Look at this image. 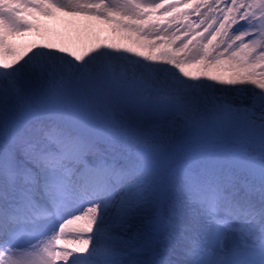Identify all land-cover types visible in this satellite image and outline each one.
<instances>
[{"label":"snow or ice","instance_id":"obj_1","mask_svg":"<svg viewBox=\"0 0 264 264\" xmlns=\"http://www.w3.org/2000/svg\"><path fill=\"white\" fill-rule=\"evenodd\" d=\"M180 5L183 57L0 55V264H264V0H0V53L57 13L160 37Z\"/></svg>","mask_w":264,"mask_h":264},{"label":"rangeland","instance_id":"obj_2","mask_svg":"<svg viewBox=\"0 0 264 264\" xmlns=\"http://www.w3.org/2000/svg\"><path fill=\"white\" fill-rule=\"evenodd\" d=\"M109 3L119 2L122 3L123 0H106ZM137 2L141 3L142 5L151 4L150 0H137ZM156 2H160L157 0ZM186 4L189 0H183ZM181 9L188 12V17L185 19L183 16L177 17V19L173 20L171 17L167 18V23L164 21H160L158 19L153 18L151 23H154L158 26V28L168 27L171 25L170 30L165 34L161 33L160 37H164L168 40V43H163L160 37L149 36L147 38L143 36H138L137 33L130 28H120L115 23L112 22H105L103 20L95 19L91 16L80 15L76 16L77 18L73 20L71 16L65 15L63 13H57L55 17H44L39 16L37 20V30H29L25 31L22 34L13 35L6 39V44H10L12 51L11 52H3L0 55L3 56V59L7 61H11L16 57L21 56L23 53L27 52V55H31L32 51H36L39 48H43L45 45H52L55 49L64 48L67 49L69 52H76L79 53L87 48L102 45L108 46L112 45L121 50L128 47L129 44L132 46L138 47L139 49H147L152 50L153 48L149 49L147 47H141V44H144L148 41H156L159 45H163L159 47V51L154 53L151 51L148 52L149 55L156 54L158 55L159 52L164 50H172L175 55L178 57H183L184 53L180 52L177 49V45L180 44V40H184L185 36L183 35L189 28L192 29V35L194 36L196 32H203V28L206 25H197L200 24V20L197 17V14L192 12L189 9H183V5H180ZM201 11H204L202 8ZM162 15V12H157L156 16ZM75 17V16H74ZM82 17L84 20H81ZM123 19V16L119 17ZM96 21L100 22L99 26L96 25V28L90 29L89 27H85L87 22H91L90 24H94ZM134 23H138L133 21ZM88 23V24H89ZM141 27H148L147 25H139ZM218 27V24L215 25ZM87 28V29H84ZM155 29V30H158ZM89 31V34L85 31ZM154 30V31H155ZM90 31L92 32L90 35ZM231 30L229 29V32ZM178 37V39H177ZM210 38V37H209ZM191 39V37H188ZM199 40V38H197ZM218 40L220 37L217 38ZM173 41L175 43H173ZM203 43H207V39L202 41ZM130 47V46H129ZM31 49V51H28ZM130 49V48H128ZM142 50L138 51L141 52ZM144 53V52H143ZM133 53H129L132 59H138ZM135 56V58L133 57ZM24 59H27V56H24ZM142 59V58H141ZM21 63L23 61H20ZM160 64H163L164 61L161 58L158 61ZM226 63H235L234 61L226 62ZM170 66V65H165ZM171 67V66H170ZM184 67L186 70L193 74L198 73H208L211 75H220V76H229L232 72L230 67H222L217 65L215 62L211 64L208 68H203L202 65L196 64L193 62H189L185 64ZM178 72V69L176 70ZM254 201L258 200V195L253 196ZM233 224L242 223L241 220H233ZM174 262L177 261H185L189 259L188 257L184 256L183 254H177L171 257Z\"/></svg>","mask_w":264,"mask_h":264},{"label":"bare ground","instance_id":"obj_3","mask_svg":"<svg viewBox=\"0 0 264 264\" xmlns=\"http://www.w3.org/2000/svg\"><path fill=\"white\" fill-rule=\"evenodd\" d=\"M150 1H151V3L153 2V0H150ZM156 1H157V0H156ZM72 18H73V20H75L77 17H76V16H75V17H74V16H71V19H72ZM74 18H75V19H74ZM80 19H81V20H84L82 17H80ZM88 23H89V22H87V23L85 24V27H87V28L89 27L90 29H93V30L96 28V25L99 26V24H100V22H98V21H96L94 24H90L91 22H90L89 24H88ZM87 28H84V29H87ZM85 32L89 34V31L86 30ZM91 33H92V32L90 31V35H91ZM146 41H148V42H152L151 40H146ZM127 44H128L130 47H129V46H128V47H125V49H128V48L133 49V50H134V53H135V52H138V51H140V50H142L141 52H144L145 54H148V52L150 53L151 51H153L154 53H157V52L159 51V47H160V46H163L162 44L159 45V44L155 41V47H153V49L150 51V50H147V49H144V50H143L142 48L139 49V48H138V47H140L139 45H138V47H136L137 45L134 47V46H132V45L129 44V43H127ZM59 49H60V48H59ZM151 53H152V52H151ZM133 55H134V54H133ZM133 57L135 58V56H133ZM236 221H237V220H236ZM75 227H76V225H70V226H69L68 234H67L66 238H68V239L73 238V237H72L71 229H73V228H75Z\"/></svg>","mask_w":264,"mask_h":264}]
</instances>
